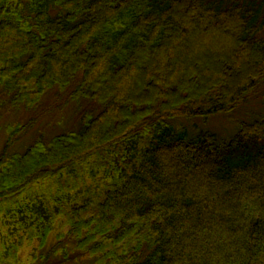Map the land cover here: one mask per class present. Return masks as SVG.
<instances>
[{"label":"trees","instance_id":"obj_1","mask_svg":"<svg viewBox=\"0 0 264 264\" xmlns=\"http://www.w3.org/2000/svg\"><path fill=\"white\" fill-rule=\"evenodd\" d=\"M53 91L76 125L11 155L35 119L9 127L0 264H264V115L222 143L163 127L264 100V0H0L2 100Z\"/></svg>","mask_w":264,"mask_h":264},{"label":"rangeland","instance_id":"obj_2","mask_svg":"<svg viewBox=\"0 0 264 264\" xmlns=\"http://www.w3.org/2000/svg\"><path fill=\"white\" fill-rule=\"evenodd\" d=\"M56 91L46 95L42 104L36 111H27L24 108L20 110L12 109L8 103H5L0 95V156L3 153L10 126L25 124L31 119H35L33 126L29 131L20 135L16 142L10 148V155L14 153H22L30 146L41 132L50 140L55 135L60 134L76 125L78 113H76L77 105L68 103V96L62 95L58 97ZM94 107V106H93ZM96 108V106H95ZM264 115V100L261 94H257L250 103L240 106L235 110L212 116L208 121L204 122L201 118H174L163 123L164 128L174 129L176 132L185 131L188 138L196 137L200 134L212 133L216 135L219 142L229 141L237 132L239 124L242 122H251L260 119ZM68 217L66 215L59 216L56 222V229L50 235L48 248L57 243L60 234H65L70 226H66ZM65 242V241H63ZM68 248L74 245L73 240L66 241ZM23 251V248L20 250ZM11 261V259H9ZM54 260H52L53 262ZM56 261V260H55ZM54 261V262H55ZM64 264H96L93 257L89 254L66 262Z\"/></svg>","mask_w":264,"mask_h":264}]
</instances>
